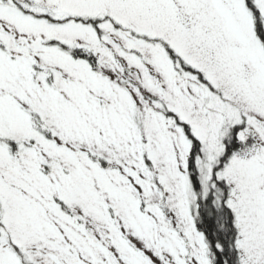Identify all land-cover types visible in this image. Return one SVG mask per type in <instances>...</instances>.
Listing matches in <instances>:
<instances>
[{"label":"snow or ice","instance_id":"1","mask_svg":"<svg viewBox=\"0 0 264 264\" xmlns=\"http://www.w3.org/2000/svg\"><path fill=\"white\" fill-rule=\"evenodd\" d=\"M0 264H264V0H0Z\"/></svg>","mask_w":264,"mask_h":264}]
</instances>
